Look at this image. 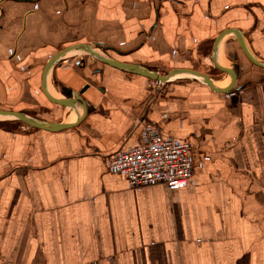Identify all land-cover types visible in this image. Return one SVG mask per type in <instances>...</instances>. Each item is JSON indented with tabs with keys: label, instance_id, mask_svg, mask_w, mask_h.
I'll return each instance as SVG.
<instances>
[{
	"label": "crops",
	"instance_id": "0c3cea01",
	"mask_svg": "<svg viewBox=\"0 0 264 264\" xmlns=\"http://www.w3.org/2000/svg\"><path fill=\"white\" fill-rule=\"evenodd\" d=\"M227 29L243 31L264 60V0H0V110L76 124L42 92L48 61L76 44L216 80L212 48ZM237 46L228 36L219 55L241 68L243 89L226 95L190 80L156 90L89 56L66 58L49 88L64 99L89 86L76 127L0 121V264H264V70ZM143 120L192 145L187 187L131 188L108 170L140 146Z\"/></svg>",
	"mask_w": 264,
	"mask_h": 264
},
{
	"label": "water",
	"instance_id": "95a60500",
	"mask_svg": "<svg viewBox=\"0 0 264 264\" xmlns=\"http://www.w3.org/2000/svg\"><path fill=\"white\" fill-rule=\"evenodd\" d=\"M232 37L241 48L242 53L247 58V60L255 67L264 70V60L260 59L252 50L250 43L247 39L246 34L239 29H227L219 34L215 39L212 48V63L214 67L222 74L226 75L230 81L226 88H218L216 85V80L211 78L207 74H203L191 69H173L166 75H161L157 71H152L147 67L138 64H127L115 60L109 56L105 48L101 45H90V44H76L74 46L63 49L58 54L53 56L46 64L43 75H42V92L45 98L52 104L70 108L78 116L76 124H61V123H50L43 121L27 115L22 112L0 110V121H16L21 122L25 126L44 130L48 132H59L62 130H67L76 127L86 116L88 108L91 107L88 102L83 98L85 92L88 90L89 86H85L80 92H74L72 90H64V99H58L52 95L49 88V79L52 72L60 65L64 60L74 54H80L84 56H89L97 62L114 68L116 70L126 72L128 74L141 76L151 81H156L162 84H171L176 81L190 80L197 82L199 84L207 86L214 93L219 95L232 94L234 92L240 91L243 88L236 87L238 77L241 71L240 65L238 64V59L235 60L234 66H226L220 59V52L222 47V42L226 37ZM234 58V57H233ZM237 61V62H236ZM82 114H80V110Z\"/></svg>",
	"mask_w": 264,
	"mask_h": 264
},
{
	"label": "built area",
	"instance_id": "2783aa9c",
	"mask_svg": "<svg viewBox=\"0 0 264 264\" xmlns=\"http://www.w3.org/2000/svg\"><path fill=\"white\" fill-rule=\"evenodd\" d=\"M153 82L157 89L167 86ZM136 125L140 146L118 153L108 162V170L124 175L131 188L163 184L179 191L187 187L193 175L192 145L165 139L159 128L145 120Z\"/></svg>",
	"mask_w": 264,
	"mask_h": 264
},
{
	"label": "rangeland",
	"instance_id": "374dc122",
	"mask_svg": "<svg viewBox=\"0 0 264 264\" xmlns=\"http://www.w3.org/2000/svg\"><path fill=\"white\" fill-rule=\"evenodd\" d=\"M78 57H79V58H80V57L82 58L83 56H82V55H78ZM169 72H170V71H169ZM169 72H165V75H166L167 73H169ZM210 73L213 74L214 76H216V78H217V79L215 78L216 80H220V79H221V80H223V81L226 80V81L228 82V77H226V76L223 77V75H221L222 73L219 74L217 71H214V70L211 71ZM161 75H163V74H161ZM151 82H152V86H153V88L156 89V90H158V89L156 88V86H158V85H157L156 83H154L153 81H151ZM220 84H221V83H220ZM223 84H224V83H223ZM223 84H221V85H223Z\"/></svg>",
	"mask_w": 264,
	"mask_h": 264
},
{
	"label": "flooded vegetation",
	"instance_id": "af4514ba",
	"mask_svg": "<svg viewBox=\"0 0 264 264\" xmlns=\"http://www.w3.org/2000/svg\"><path fill=\"white\" fill-rule=\"evenodd\" d=\"M227 50H229V49H227ZM105 51L107 52V50H105ZM228 52H230V51H228ZM232 52H242V50H241V48L239 46H237L235 51L232 50Z\"/></svg>",
	"mask_w": 264,
	"mask_h": 264
},
{
	"label": "trees",
	"instance_id": "16d2710c",
	"mask_svg": "<svg viewBox=\"0 0 264 264\" xmlns=\"http://www.w3.org/2000/svg\"><path fill=\"white\" fill-rule=\"evenodd\" d=\"M163 75H165V72L164 73H162ZM7 124H9V123H12L11 121L10 122H6Z\"/></svg>",
	"mask_w": 264,
	"mask_h": 264
},
{
	"label": "bare ground",
	"instance_id": "6f19581e",
	"mask_svg": "<svg viewBox=\"0 0 264 264\" xmlns=\"http://www.w3.org/2000/svg\"><path fill=\"white\" fill-rule=\"evenodd\" d=\"M217 86H223V85H221L220 83H218V84H216Z\"/></svg>",
	"mask_w": 264,
	"mask_h": 264
}]
</instances>
